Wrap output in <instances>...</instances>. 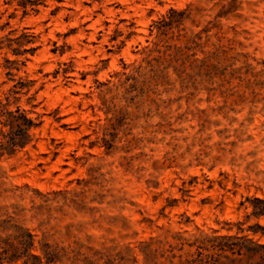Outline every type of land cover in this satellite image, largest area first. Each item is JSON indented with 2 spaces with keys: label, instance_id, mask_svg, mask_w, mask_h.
<instances>
[{
  "label": "rangeland",
  "instance_id": "1",
  "mask_svg": "<svg viewBox=\"0 0 264 264\" xmlns=\"http://www.w3.org/2000/svg\"><path fill=\"white\" fill-rule=\"evenodd\" d=\"M18 107L37 126L0 148V264L264 243V0H0V145Z\"/></svg>",
  "mask_w": 264,
  "mask_h": 264
},
{
  "label": "trees",
  "instance_id": "2",
  "mask_svg": "<svg viewBox=\"0 0 264 264\" xmlns=\"http://www.w3.org/2000/svg\"><path fill=\"white\" fill-rule=\"evenodd\" d=\"M2 116L5 117L4 124L9 127L10 136H7L5 143H2L0 148L8 154H13L15 148H23L30 143L29 130L37 125L32 119L23 115L19 107L15 111L5 109ZM1 154L3 153L1 152ZM247 201L252 203V210L248 217H264V198H247ZM248 230L252 235L260 233L264 236V225L259 223L249 226ZM203 248L213 250V252L207 254L199 252V259L193 260L189 264H193L195 261H198V264L203 262L206 264H229V262L243 264L244 260H247L245 264H264V243L254 240L249 235L210 237L204 242Z\"/></svg>",
  "mask_w": 264,
  "mask_h": 264
}]
</instances>
